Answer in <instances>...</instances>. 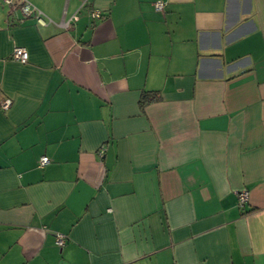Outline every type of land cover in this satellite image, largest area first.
<instances>
[{
	"label": "crops",
	"instance_id": "obj_1",
	"mask_svg": "<svg viewBox=\"0 0 264 264\" xmlns=\"http://www.w3.org/2000/svg\"><path fill=\"white\" fill-rule=\"evenodd\" d=\"M30 1L54 23L0 0V264H264V0Z\"/></svg>",
	"mask_w": 264,
	"mask_h": 264
},
{
	"label": "built area",
	"instance_id": "obj_2",
	"mask_svg": "<svg viewBox=\"0 0 264 264\" xmlns=\"http://www.w3.org/2000/svg\"><path fill=\"white\" fill-rule=\"evenodd\" d=\"M9 4L14 5L15 0H5ZM19 3V6L21 7V10L23 12V15L25 18L27 17H35L37 21L42 25H47L49 23H54V20L47 16L40 8H38L34 3H32L30 0H17ZM155 8L158 11L164 12L166 7V2L163 0H157L155 3ZM92 17L95 18H101L102 13L98 10L92 11ZM77 15L73 16V19L68 20H62L60 23L64 27H69L71 25V21L77 20ZM12 59L26 63L29 60V51L25 47L17 46L14 48L12 52ZM12 105V99L8 97H1L0 96V107L3 110H8ZM50 159L47 156H43L40 159V165L44 166L47 163H49ZM238 199H239V205L242 207L246 201L249 199V192L246 190H241L238 192ZM56 243L59 246H62L65 243V235L62 233L56 234Z\"/></svg>",
	"mask_w": 264,
	"mask_h": 264
},
{
	"label": "trees",
	"instance_id": "obj_3",
	"mask_svg": "<svg viewBox=\"0 0 264 264\" xmlns=\"http://www.w3.org/2000/svg\"><path fill=\"white\" fill-rule=\"evenodd\" d=\"M161 99L162 93L160 90H146L140 96L139 106L143 109L147 104L160 101Z\"/></svg>",
	"mask_w": 264,
	"mask_h": 264
}]
</instances>
